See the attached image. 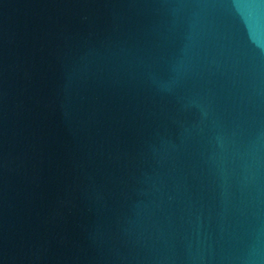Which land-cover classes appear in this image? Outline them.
Returning <instances> with one entry per match:
<instances>
[{
    "label": "water",
    "instance_id": "obj_1",
    "mask_svg": "<svg viewBox=\"0 0 264 264\" xmlns=\"http://www.w3.org/2000/svg\"><path fill=\"white\" fill-rule=\"evenodd\" d=\"M0 264H264V0H0Z\"/></svg>",
    "mask_w": 264,
    "mask_h": 264
}]
</instances>
